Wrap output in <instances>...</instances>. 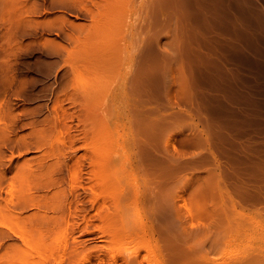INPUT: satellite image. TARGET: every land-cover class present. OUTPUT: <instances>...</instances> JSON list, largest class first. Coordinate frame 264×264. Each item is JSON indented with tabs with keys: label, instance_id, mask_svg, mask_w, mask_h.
<instances>
[{
	"label": "rangeland",
	"instance_id": "1",
	"mask_svg": "<svg viewBox=\"0 0 264 264\" xmlns=\"http://www.w3.org/2000/svg\"><path fill=\"white\" fill-rule=\"evenodd\" d=\"M32 1L34 0H0V264H258L256 261L262 258L260 256H264V197L262 198L261 196L264 194V191L261 192L260 198L256 197V199L253 200L255 202H253V205L252 199L254 198H251L253 196H250V200L247 198L249 195H252L250 194L251 191L247 193V197L241 195V192H239L240 194H236L235 191L237 190L235 185L239 181L244 182L241 176L245 173V176H248L247 178H249V180H247L245 176L243 179L249 181L247 182L245 180L249 183V186H251L250 184L253 182L252 187H250L252 192L256 188V190L261 188L264 190V0H207L208 9L206 8L207 4L205 5L203 3L206 0H198L196 1L197 3L202 1V4L206 6L203 7L202 5L201 7V3H198L197 5L201 8L200 10L193 4L195 0H183L184 4H182V0H175L177 2L171 0L168 4H166L165 1L162 2L163 0H158L160 1L159 4L161 3V5L158 6V1H156V3L154 0H141L140 4H138L139 0H132L127 4L130 10H127V6H124L123 9L121 7V10L118 8L120 11L112 12V17L115 18L116 16V18L110 19L111 17L109 16L111 15H109L108 18L111 22L107 18V25L104 26L105 24L103 23V28H101L102 26L99 27L101 28L99 34H102L104 30L105 32L107 31L108 34V31L115 28L116 25L119 27L120 24H124L121 20L122 17L124 20L125 11H128H126L128 15L126 14L125 16H128L130 20L128 21L125 17V24L127 25L124 24L123 27L120 26L118 28L119 31L117 32L120 34L118 35L119 37L115 35V33H117L116 31L109 32L113 33L114 38L112 35H107L105 32L102 34L107 39L108 37L111 38V36L113 38L108 40V42H110L109 46L107 45V41L106 45L102 41V44L109 47V49L110 46L113 45L112 42L114 44L116 42L118 45L119 39L121 38L120 36H124V39H121L120 42L122 41V43H124H121V45H124L125 48H121V46L120 49H118L120 45L117 47L113 46L115 48L112 47V50H119H113L114 53L119 52V54H116L117 56L115 55V58H112L113 54H111L110 57L105 56L106 52L104 51L109 49H106V47L101 48L103 45L100 46V41L105 39H103L102 35L97 34L98 38L96 35L94 36V39L96 37V39L100 41L94 40L93 36H91L90 40L86 39L89 42L93 39L97 44L100 42L99 45L94 42L96 48L92 47L94 48L93 50L97 48H100V51H102V49L104 50L102 52H100L99 49L94 51L95 55L98 54L99 56L100 53H105L102 57L103 59L101 58V64L103 65H98L100 68L101 66H106L107 63L104 65L103 60L106 62L107 58L114 62V64L110 65V68L112 67L110 69L108 65L112 61L107 60L109 63L106 66V72H102L103 74L106 73L108 76L104 75L109 79L106 78L108 80L107 82L106 80L103 81V79H105L101 73V71L104 70L103 68L102 70L100 69L101 71L98 66H96L97 70L92 68L94 65L92 62L99 57L98 55H96L97 57L93 55V51H89L91 55L96 57L94 59V57L90 55L93 60L89 62L93 64L91 66L87 63L88 59L87 62L84 61L87 57L83 56V60L82 55L79 58L82 57V61L84 62H82L81 59L72 61L75 59V56L72 55V58L70 56L72 53L70 52V55L68 53L71 47V51H73L77 46H74L75 43L80 45L81 40L79 43L78 41L73 42L70 40L71 38H67V35L63 36V33L61 36H58L55 33L51 34L50 32H46L49 31L46 30L47 25L44 27L45 29H43V26H45L43 24L44 20H46L45 23L47 24V20L49 17L53 16V13H55L54 16H56V14L58 16H61V14L63 15V7L57 6L56 8L58 10L56 8H50L48 7L49 0H36V3ZM178 1H180L182 5H180ZM38 2L40 6L42 5V7L39 8L42 9L41 11L44 14L41 13L39 8L36 9V11L38 10L37 12H31L34 8L32 6L34 4L38 5ZM187 2H191L190 4L196 7L198 11L189 3L187 6L185 4ZM144 3L145 6L148 3L146 7L143 5ZM43 4L45 6H43ZM170 4H175V10L171 8L168 11V8H163L165 5ZM155 5L157 7L152 9L153 12H155L153 13L151 8H154L153 6ZM179 5L180 7L182 6V8L185 7L184 10L187 9L188 11H184ZM147 7L150 8L149 12ZM178 8L183 11L177 10ZM159 9L162 11H159ZM135 11L137 13H134ZM203 11H205L206 14L203 13ZM35 12L37 14H35ZM117 12H119V14L122 12L123 16L121 15L122 17H120L116 14ZM156 12H159V15ZM194 12L196 13L195 15ZM168 13L170 14L168 15ZM181 13H183L182 17H180ZM202 13L203 15H201ZM153 14L155 16H153ZM190 14L194 16L188 18ZM172 15H175L177 19H184L183 21L181 19L180 22L178 20L180 23L178 27L179 29L181 28L178 33L182 31L178 34L179 36L181 35L178 37L182 40L181 44H179L181 50L178 48L181 52L176 49L179 46L175 48V51L177 50L181 55L183 51L189 52L187 59L185 56L188 54H185V56L182 55L183 57H177L181 55L176 54V58L177 60L181 58L183 60L186 59L185 61L182 60L184 63H186L187 60L188 62L191 61L187 63L189 65L191 63L192 68L186 63V66L191 68L189 75L193 72L196 73L189 76V78L191 77V82L193 81L195 86H193L191 90L195 95L198 94L194 96V105L186 103V100L183 99L184 97L182 96L184 95H182V93L184 94L185 87L182 90L183 92L180 91L182 96L176 94L177 92L175 91H178L180 89L179 87H181L176 86L180 83H174V87L173 85L171 86V84L165 85L171 82L173 78L170 75H172V73L174 74L177 70H175L176 67L172 69V58L170 59V56L165 54V51V58L166 56L168 57L167 60L169 63L166 62L165 58H160L161 61H163V59L165 61L161 62L163 65L159 64L160 60L156 63V65H160V68L159 65H157L158 68H156L154 64V66L151 67L152 70L150 68V71H148L150 65H146L147 61L143 64L145 67H141L143 70L147 68L146 74H148L147 71L150 74L154 68L156 69L154 72H157V69L158 71L162 70V74L165 72L164 75L166 76V71H163L161 68L164 67L165 64L167 65L166 69H168L170 65V70H167L168 79L164 75H159L160 77L164 76L161 78L163 79L161 82L164 85L159 83L160 77H158L157 80L155 79V81L153 77H148L147 75L145 78H149L148 82L147 80L142 82V84H146L144 88L150 86L148 87L150 89L157 85L153 88L154 91H157L163 86L160 88V90L162 89L161 91L158 90L160 92L157 91V93L150 90L152 93H149L150 91L148 89L146 90L148 92L145 91L146 88L142 93L135 92L133 87H131L132 89L129 88V85L132 82L130 80H132L133 76L135 77L136 74L130 78L125 76L127 72L131 73L136 69L140 70L139 66L136 68L138 64H134L137 60H133L132 64L129 61L127 62V59L133 57L138 52L139 48H142L143 42L149 37V34H162H160L161 36L159 37L162 39V45L165 44L166 46H161V48L171 44L174 36L171 37L169 35L170 32L167 31L169 29L165 31V20L162 18L166 16L168 18ZM196 15H198V17L202 16L200 20H205L206 18L209 20L208 22L202 20L203 23ZM204 15L205 17L207 15V17L205 18ZM159 16H161L160 20ZM68 17L69 19L73 18L72 20L77 22L79 20L81 23H90V18H84L85 16L83 15L81 17H76L75 15L71 16L68 14ZM117 18L119 20H117ZM40 19H43V22L40 21ZM135 19L136 21H134ZM186 19L189 21L192 19L194 22L190 21L192 22V25H190L188 21L189 23L187 24V21H185ZM114 20L117 21L114 22L116 25L113 24ZM118 21L121 23L117 24ZM161 21L164 22L161 23ZM107 22L110 24L109 26ZM137 22L139 23L140 29L136 24ZM182 22L185 23L183 24L184 26L181 25ZM195 22L201 24L199 25L196 23L197 26H195ZM36 24H40V27L42 26V31L39 29V31L36 32L38 30ZM69 24L70 23L67 24V27ZM146 25L147 30L142 31L144 28L143 26ZM186 25L187 27H185ZM202 25L205 26L203 27ZM33 26H35V28ZM70 26L74 28L72 24ZM70 26L68 30L71 32L67 30L69 33H72V35H77L78 33L80 36H82V34L84 36V32L79 33L77 29L74 31L75 28L71 30L72 28ZM104 27H110L107 28L110 30H106ZM117 27L112 30H117ZM123 28H127L125 29L127 30L126 35ZM187 28L188 30H186ZM198 28L203 31L209 30L207 31L208 34L207 32L204 34L202 31V34H200V36L202 35L200 37L201 39L197 35L199 40L194 33L197 32ZM35 29L36 33H34ZM151 29L157 30V32ZM121 30L123 33L120 32ZM187 31L191 32L189 33ZM192 32L193 36L191 34ZM41 33L43 35L45 33L47 34L40 38L42 35ZM35 34L36 36L34 38ZM38 34L40 42L42 39L46 44L48 40L43 39L45 36L46 38L55 36L54 38L57 40L59 39V42L55 39L57 43V45L54 43L55 47H58V44H61V42H63L64 46H67L64 48L62 45V48L60 45L61 48L59 49L58 47V51L63 49L65 53V50L69 46L66 52V59H64L66 53L64 54L62 52V54V50L60 53L56 50L60 56L56 52L53 56L52 52L55 50L51 51L52 43H50V47L47 46L45 48L44 42L42 44L38 42ZM135 34L138 35L135 36ZM140 34L142 37L139 36ZM203 34L206 37H204L205 40ZM135 37L139 39L134 40ZM140 37L142 40H140ZM207 38L208 40H206ZM65 39L66 41H64ZM125 39L126 41H124ZM34 40H37V45L34 43ZM134 41L138 42L136 43ZM203 41H207L208 43H204ZM90 43L87 44V48L88 45L89 47L91 46ZM133 43H136V47ZM196 43L199 46H197ZM83 44V47L80 45L82 49L86 45ZM47 45L49 44L47 43ZM182 45L184 49H188H183L182 51ZM39 47L42 49H39ZM55 47L53 46V49ZM78 47L79 46H77V48ZM195 47L197 49L203 47L208 50H202L203 48H201V53H197L198 50ZM48 48L51 49L49 50ZM87 48L85 46V49ZM132 48L135 50L133 49L132 51ZM80 49H77L78 52ZM121 49H125V52ZM42 50L43 52H41ZM205 50L209 58L206 54L205 56L203 55ZM81 51L82 53L85 52V50ZM109 52L107 51V53ZM73 53H75V50ZM77 53L74 55H77ZM80 53H78V56ZM123 53H127L125 54L126 56ZM162 53H160L161 57H164ZM172 53H169V55ZM197 54H201L203 56L200 55L199 57H206V60H209L206 61L205 58L204 60L201 59L199 64V62L194 61L197 59L198 61L200 60ZM61 55L64 56L62 57ZM68 55L72 59L70 68L66 65L68 62L71 63L67 58ZM119 55L120 57L124 55L122 56V60L120 57L118 58ZM172 55L175 58V52ZM104 56L106 59H104ZM189 57L194 59V63H192V60H189ZM114 59L120 60L122 63L120 61L121 64L115 63ZM51 60H53V62H51ZM65 60L67 62L66 64L64 63ZM202 61H206L205 63L203 62L204 67H202ZM98 62L100 63V60H98ZM98 62L96 63L98 64ZM84 63L87 64V66H85ZM195 63L198 64L195 65ZM73 64H75V66L76 64L80 65L75 69ZM176 64H178V61ZM81 65V68H83L82 70L80 68ZM198 65L202 69L200 67L197 68ZM84 66L87 68L85 69ZM88 66H90V69L92 68L95 70L93 72L89 69L92 71H89V74L94 73L93 76L83 75L86 72V74H88ZM193 68L195 71L192 70ZM112 69H116V71L114 70V72ZM83 70H86V72L84 71L81 73ZM73 71L76 73V76L73 74ZM96 71L100 72L96 73ZM110 71H112L114 75H110ZM78 72H80V74ZM107 72L110 73L108 74ZM161 72L159 71L157 73ZM198 72L199 74L197 75ZM95 74L98 75L99 80L97 76H94ZM99 74L102 75L100 76ZM77 75L81 78H77L79 77ZM109 75L111 77H109ZM86 76L87 79L89 76L91 79L86 80ZM144 76L145 75H143V77ZM192 76H194V80H192ZM93 77L96 78L93 79ZM136 77L133 81H137ZM73 78H77L78 80H73V82ZM100 78L102 79L100 80ZM165 79L170 80L167 82ZM149 81H151V83H149ZM80 83H84L86 86L89 83V87L87 86L88 89L93 87L91 85L94 84L95 86L97 84L98 87L95 86L93 89L100 88L102 90L99 89L98 91L97 89L95 92L93 90L90 91L89 94H86L87 96H85L84 101L82 98L84 95H80L82 100H79V94L82 92L81 90L85 91V89H87L85 88L86 86L84 87L85 89H83V87L80 88V86L77 85ZM100 83H103L104 87H99L103 85ZM135 83L136 82H133V84ZM157 83L161 85L158 86ZM133 84L131 85L133 86ZM152 84H154L153 87H151ZM76 86L79 87L78 89H81L79 90L80 93H76L77 90L74 92L73 88L75 87L76 89ZM194 88L198 91L193 90ZM130 89L132 91H130ZM73 92L76 95L78 94L77 96L75 95V98L79 97L76 101L87 102L92 105L94 102L91 100L95 97L94 94L96 95L98 92L99 96L101 93L104 97V103L100 105L97 103L102 96H100V98H97L98 96L95 97L97 101L93 99V101L95 100L94 104H96L93 106L96 107L95 110L91 111L92 105L75 102L73 97L74 94L72 95ZM91 94H93V97ZM70 95H72L74 102ZM88 95L91 97L90 99ZM168 95L169 97L172 96L174 102L175 100L177 102H175V110L191 111L194 113L199 127L209 132L212 137L210 147L215 152L216 158L208 155L207 152L209 148L197 147L193 144H182L181 140L191 137L194 133V128L191 129L192 127H187V129L183 130L184 132L181 131L182 133L179 132L178 136L176 135L177 138L175 139V143L178 146L179 152L176 151L177 149L174 150V148L173 152L171 151V154L178 152V154H174V156L176 155L175 157L173 155L171 156V154H166L167 152L164 150L165 148H163L165 144L163 145L160 141L156 142L153 140L152 144H149L151 149L149 148L150 146L148 147V144L145 145L142 141L143 144L140 142L142 135L145 136L147 132L144 126L137 125L138 120L135 103L138 101V97L140 98L143 96L148 102L151 100V103L146 102V105L150 108L156 102H159L157 100H160L162 106H164L163 104H168ZM86 97H88L87 100ZM102 99H100V103L103 101ZM153 99L154 101L156 100L155 103ZM84 105L88 106L85 107L86 109H89L86 112L83 108ZM188 105L192 107L188 109ZM79 110L85 113L80 115ZM164 110L169 112L172 109H168L167 107L166 109L164 108ZM94 111L95 113L93 114ZM86 113L90 115L86 116L89 117L88 120L92 122L96 121L94 122L96 125L100 122V118L106 115L105 117L108 120L104 118L109 123L107 121L105 122L110 125V130H108V132L112 131L110 136L113 133L114 136L112 135L113 137L111 138L108 135L107 129H103L101 126L102 120L101 124L99 123V127L102 128L97 126L98 130H95V132L91 129V126L94 125L92 122V125L89 123L90 126L86 127V122L88 121L86 117H84ZM91 115L93 117H91ZM82 118H85L86 122H83L84 119ZM152 125L154 124H147V126ZM84 127H90L91 130L88 129L90 131H86ZM94 128L96 129L95 125ZM101 130L104 138L106 137V132L107 138H111L112 140L100 143V140L96 138L99 137ZM104 130L106 131L104 132ZM93 132L94 134L96 133L98 137H96V135L94 137L92 134ZM86 135H88V137ZM160 135L161 137L159 139L163 137L162 134ZM90 137L93 143L96 142L94 146L96 144L100 146L96 145L95 147H105L109 149L110 145V149L114 150L112 151L113 154L111 152V163L109 162L108 165V167H111H109V169L112 170L111 173L108 174L110 180H102V178L101 180H97L95 178V171L98 170V167L93 166V163L90 161L91 157L88 156V158L84 156L83 158V155H85L84 153L89 152L84 145L86 142L91 143ZM161 141L165 143L163 139H161ZM111 142L113 144H111ZM153 143H155L153 146L154 148H152ZM105 144L106 146L108 145V147H106ZM141 145L143 148L146 147L143 149ZM153 149L160 152L158 153L159 155H154V157L153 155H149L154 152ZM242 149H244V151ZM245 151L249 155H247ZM146 152L148 153L147 155H145ZM237 153L239 156L235 155ZM205 156L210 157L209 159H204ZM217 163L223 166V168L233 167L230 169H239L237 173H234L236 170L233 172L231 170V177H226L227 181L225 180V183L222 185L224 191L222 193L217 187H212L214 184L212 185V183H210L212 181L211 178L208 180V177L211 176L209 173L212 171L209 169H211L212 166L215 167ZM238 166L242 167L239 168ZM195 167L197 169H195ZM239 171L244 173H240V176L238 174ZM108 172L110 171L108 170ZM190 172H193V175ZM232 173L234 176H232ZM235 175L238 177L237 179H239L238 182ZM187 178L191 182L188 183ZM103 181H106V183L110 181L111 184L108 182L107 184H109V186H107ZM207 181H210L209 185L211 184L212 186L208 185V187ZM101 184L104 185V187ZM227 190H229V192L231 191V194L236 200H240L237 208L230 206L232 205V200L230 202L231 197H229L230 195ZM258 192L259 191H254L253 193L256 195ZM182 197L183 199L186 198V200L182 201ZM217 197L221 200H218ZM242 198H244V202L241 201ZM261 198V203L255 205L256 200ZM258 201L259 200H257V202ZM182 202L183 204H181ZM218 202H221L220 207L222 206V209L224 205H227L228 208L230 207V211L233 210L231 212L228 210V213L226 210L227 207L225 206L226 209L224 208L225 210L221 212V208L215 205L216 209L218 208L219 210V212L216 213L215 208L213 209L215 206L213 205L216 203L218 204ZM186 203L188 208H186ZM243 205L245 206L243 207ZM240 207H242V209ZM196 209L203 210L199 212L202 216L205 211L204 215L207 214L205 216H208V220L206 219L207 217L203 219V217L198 214V210L196 216L191 214L195 212ZM220 212H226L224 215L231 219H235V217L239 219L242 215H245L242 217L248 215L247 217L249 219L252 218V220H249L250 223H248V225L246 223L248 222L247 220H245L246 222L243 224L240 223V225L239 223H235V225L238 224V227L233 226L232 228L235 229L231 228L232 230L225 227L224 230L226 231L224 232L221 225L223 224L222 226H225V224H227V219L225 220L226 223H222L224 222L222 219V221H220L221 224L217 220L221 216ZM189 213L195 217L199 215L201 218L198 216L195 220L191 215L189 216ZM218 213H220V215L217 217ZM224 215L222 214L223 218L225 217ZM214 216L216 217L214 218ZM253 218H255V220H253ZM209 219L219 222L218 224H221L219 225L220 229H218L216 224V229L214 224H207V222L210 221ZM195 221H197V223L200 221L201 225L205 222L206 227H204V224L201 228L199 226L200 224H196ZM211 221L210 223H216L215 221ZM253 221L254 223L256 222L255 225ZM192 222H195L196 227ZM187 224H190L189 227L192 226L195 229L198 226L196 230L198 232L200 230V236H202L199 238L196 237L198 236L196 232H193V235H191V233L189 234L192 227L188 228ZM212 227L214 231H211L210 235L213 234V240L212 236L211 238L208 236L210 230H213L211 229ZM194 228L193 230L196 231ZM205 228L206 230H203ZM208 228L210 230H207ZM203 231H206V235L204 234L205 237ZM215 233L216 235L214 236ZM216 236L219 239L217 242L215 240L216 238H214ZM206 237L210 239L205 241L207 240ZM198 239L202 241L199 242ZM203 239L205 240L203 241ZM246 248H249V250ZM256 254L260 255L255 257ZM258 257H260V259ZM262 259H264V257ZM261 263L264 264V261L260 262V264Z\"/></svg>",
	"mask_w": 264,
	"mask_h": 264
},
{
	"label": "bare ground",
	"instance_id": "2",
	"mask_svg": "<svg viewBox=\"0 0 264 264\" xmlns=\"http://www.w3.org/2000/svg\"><path fill=\"white\" fill-rule=\"evenodd\" d=\"M30 1H31V0H30ZM35 1H36V0H34V1H32V2L34 3ZM131 1H132V0H49V4H48L49 6H48V7L54 9V8H56L57 6H60L61 8L63 7L62 11H64V12H63V15L61 14V16H60V15L58 16L57 14H56V16H54L55 13H53V16H52V17H49V19L47 20V24L45 23L46 20H44V23H43V24H44L45 26H43V29H45L44 27H46V25H47V28H48V29L46 28V30H49V31H46V32H50L51 34H52V33H55V34L58 35V36H61L62 33H63V36H66V35H67V36H68L67 38H69V39L71 38L70 40H72L73 42H74V41H75V42L78 41V43H79V41L81 40V41H80V45H81V46H82L83 43H85L86 45H85V44H83V45H85L86 48H87V44L91 42V43H90V44H91L90 47H91V48H92V47L96 48V44H97V43H96V41H93V39H94V36H95V35H96V37L98 38V35H102V34L105 32V30H104V31L102 32V34H99V32L101 31L100 29L103 28V25H102V24L104 23V24H105L104 26H106V25H107V24H106V21H107L108 16L111 15V16H109V17H111L110 19H113L114 17H112V15H113L112 12L114 13L115 11H120V10H121V7H122V9H123V7H124V6H127V4H128L129 2H131ZM140 1H141V0H139V3H138V4H140ZM145 1H147V0H145ZM154 1L156 2V1H158V0H154ZM164 1H165L166 4H168V2H171V0H170V1H169V0H167V1H166V0H163L162 2H164ZM172 1H175V0H172ZM180 1H181V0H180ZM180 1H178L180 5L184 4V3H183V2H184L183 0L181 1L182 4L180 3ZM186 1H187V0H186ZM188 1H189V0H188ZM193 1H194V0H193ZM193 1H192V2H193ZM196 1H198V0H195V2H196ZM199 1H200V0H199ZM203 1H204V0H203ZM90 2H91V4H90ZM137 2H138V1H137ZM159 2H160V1H158L157 6H158V5H161V3L159 4ZM175 2H177V1H175ZM195 2H194L193 4H195L197 7H198V5H197L198 3H201V7H202V5H203V4H202V1H201V2H198V3H197V2L195 3ZM205 2H206V3H205ZM33 3H32V5H33ZM35 3H36V2H35ZM38 3H39V2H38ZM156 3H157V2H156ZM165 3H164V4H165ZM188 3H189V2H187V3H185V4L187 5ZM190 3H191V2H190ZM190 3H189V4H190ZM203 3L206 5L208 2H207V0H206V1H204ZM46 4H47V3H46ZM133 4H134V3H133ZM147 4H148V3H147ZM147 4H146V6H147ZM175 4H176V3H175ZM175 4H172L173 6L170 4L171 7H170V5H165V7H163V8H164V9L168 8V9H167L168 11H169V9H171V8H172L173 10H175ZM36 5H37V4H34V5L32 6V7H34V8L32 9L31 12H34V11H36L37 8L42 7V5L40 6V3L38 4L39 6L37 5V7H36ZM135 5H136V3H135ZM143 5L145 6V3H144ZM176 5H177V4H176ZM180 5H179V7H180ZM190 5H191V4H190ZM43 6H45V5L43 4ZM146 6H145V7H146ZM157 6H156V5L153 6L154 8H151V10H152V9H155ZM187 6H188V5H187ZM191 6H193V5H191ZM48 7H47V8H48ZM129 7H131V6H129ZM142 7H143V6H142ZM159 7H160V6H159ZM177 7H178V6H177ZM193 7H194V6H193ZM203 7H206V6L203 5ZM47 8H46V9H47ZM118 8H120V10H118ZM127 8H128V6H127ZM127 8H125V9H127ZM138 8H139V7H138ZM147 8H148V7H147ZM161 8H162V7H161ZM180 8H182V6H181ZM184 8H185V7H183L182 9L184 10ZM194 8L197 10L196 7H194ZM198 8H199V10L201 9L200 7H198ZM206 8L208 9V4H207V7H206ZM39 9H40V11L42 10L41 8H39ZM56 9H57V8H56ZM125 9H124V10H125ZM141 9H142V8H141ZM141 9H140V10H141ZM143 9H144V8H143ZM148 9H149V10H148V12H149V11H150V8H148ZM207 9H206V10H207ZM43 10H44V9H43ZM57 10H58V9H57ZM60 10H61V9H60ZM60 10H59V11H60ZM127 10H130V9L128 8ZM127 10H126V11H127ZM157 10H158V9H157ZM157 10H156V11H157ZM177 10H181V9L178 8ZM183 10H181V11H183ZM186 10H187V9H186ZM186 10H184V11H186ZM202 10H203V9H202ZM37 11H38V10H37ZM37 11H36V12H37ZM45 11H48V10H45ZM54 11H55V10H54ZM126 11H125V14H124V20H125V17H126L125 15H126L127 12H128V11H127V12H126ZM137 11H138V10H137ZM159 11H162V10L159 9ZM171 11H172V10H171ZM181 11H180V12H181ZM187 11H188V10H187ZM187 11H186V12H187ZM190 11H191V10H190ZM197 11H198V10H197ZM36 12H35V14H37ZM122 12H123V10H122ZM122 12H120L121 14H119V12H117L116 14L119 15L120 17H122V16H123V13H124V12H123V13H122ZM152 12H153V10H152ZM172 12H173V11H172ZM201 12H202V11H201ZM206 12H207V11H206ZM39 13H40V12H39ZM39 13H38V15H39ZM41 13H43V12L41 11ZM47 13H49V12H47ZM64 13H65V14H64ZM110 13H111V14H110ZM129 13H130V12H129ZM134 13H137V12L135 11ZM139 13H140V12H139ZM142 13H143V12H142ZM153 13H155V12H153ZM156 13L159 15V12H156ZM175 13H176V11H175ZM177 13H178V11H177ZM203 13H205V11H203ZM203 13H202L201 15H203ZM43 14H44V13H43ZM68 14L71 15V16H72V15H75L76 17H81L82 15L85 16L84 18H86V17L88 18V17H89V18H90V23H88V22H87V23H85V22H84V23H81V21L79 22V20H78V22H77V21L72 20L73 18H72V19H69ZM140 14H141V13H140ZM169 14H170V13H168V15H169ZM173 14H174V13H173ZM182 14H183V13H181L180 17H182ZM184 14H185V13H184ZM186 14H187V13H186ZM195 14H196V13L194 12V15H195ZM205 14H206V13H205ZM45 15H46V14H45ZM51 15H52V14H51ZM51 15H50V16H51ZM114 15H115V14H114ZM121 15H122V16H121ZM127 15H128V14H127ZM129 15H130V14H129ZM134 15H135V14H134ZM142 15H143V14H142ZM161 15H162V14H161ZM194 15L190 14V15H189L190 17H188V18H191V17H193ZM139 16H140V15H139ZM153 16H155V15L153 14ZM196 16L198 17V15H196ZM43 17H45V16H43ZM117 17H118V16H117ZM120 17H119V19L121 20ZM129 17H130V16H129ZM137 17H138V16H137ZM141 17H142V16H141ZM156 17H157V15H156ZM156 17H154V18H156ZM197 17H195V18H197ZM201 17H202V16H201ZM201 17H198L199 20H200ZM204 17H205V15H204ZM206 17H207V15H206ZM206 17H205V18H206ZM37 18H39V17H37ZM60 18H61V20H60ZM115 18H116V16H115ZM115 18H114V19H115ZM160 18H161V16H159V20H160ZM178 18H179V17H178ZM43 19H44V18H43ZM43 19H40V21L43 22ZM110 19L108 18L109 21H110ZM119 19L117 18V20H119ZM126 19H127L128 21L130 20V19L128 18V16L126 17ZM143 19H144V18H143ZM162 19L165 20V26H166L165 31H166V29H169V30H167L168 32H170L169 35H170L171 37L174 36V39L171 41V44H169V45H167V47H163V48H161V46H166V45H165V44L162 45V43H163V42H162V39H161V37H159V36L162 35L161 33H160L161 35H160V34L157 35V34H155V33H154V35L149 34V37H148L147 39L145 38L146 40L144 39L145 41L143 42V46H142V48L140 49L139 47H137V48H139L138 52L135 54V51H134V54H135V55H134V56L132 55L133 57H129V58L127 59V62L129 61V62L132 63V64H133V62H132L133 60H134V61L137 60V62H134V64H136V65L138 64L137 66L135 65L136 68H137L138 66L140 67V70L138 69L139 71L136 69L135 71H132L131 73H129V72L126 73L125 76L128 77V78L132 77V76L135 75V74H136L135 77L137 76V77H136V80H137V81H133L134 78H135L134 76H133V79L130 80V81H132V82L130 83V85L133 84V82H136V83L133 84V86H132V85H131V86L129 85V88L133 87V89L135 90V92H140V93H142V92L144 91V89L146 88V87L144 88V86H146V84L144 85V83L142 84V82H144V80H145V81L147 80V82H148V79H149V78H145L146 75H147L148 77H149V76H150V77H153L154 80H155V79L157 80L158 77H160V76H159L160 74H161V75H164L165 72L162 74V72H161L162 70H159L161 73H157V72H159L158 69H157V72H154L156 69L153 68V71L150 73L152 76L149 74L148 71H150V68H151L152 66H154V64L156 65V63H158L159 60H160V63H159V64H162V65H163V63H161V62H163L164 59H163V61H161L160 58H165V54H168V56H170L169 58H170V59L172 58V59H171L172 64H171V63H170V64H171V66H173V68H172V67H171V68L174 69V68L176 67L175 70H176V69H177V70L175 71L176 73L174 72V74L172 73V75H170V76H172L173 79L171 80V82H169V84H167L166 81L168 82V81L171 79V77H170L169 80H166V79H165V80H166V81H165V83H166L165 85H170V84H171V86H172L174 83H175V84H176V83H180V84L177 85L176 87H179V86H181V87L183 86V87H182V88L179 87L180 89H179L178 91H175V92H177L176 94H180V93H181L180 91H182V90L184 89V87H185V90H184L185 92H184V94L182 93V95H184V96H182L181 94H180V95H181L182 97H184L183 99L186 100V103H188V104H189V103H190V104H193L194 96H196V95H198V94L195 95V94L193 93V91L191 90V89L193 88L194 84H193V81L191 82V80H190L191 77L189 78V76H191L192 74L194 75V74H196V73L193 72L191 75H189V72L191 71L192 66H191V63H190V65L188 64V63L191 62V61H189V62H188V60L186 61V63L188 62L187 64H188L191 68H190L189 66L187 67V66H186V63L183 62V61H185V60L187 59V56H189V54H188L189 52H188V51H185V52L183 51V49H184V48H183V45H182V51H183V54H182V55L185 56V54H188V55L185 56L186 59L183 60V59L181 58V59H178V60H177V58H176V54H179L178 51H177V50H179L178 48H180L179 44H181V41H182L181 39H179V37H180L181 35H180V36L178 35L180 32H182V31H180V32L178 33V31L181 30V28L179 29V27H178L179 25H178V24H180L179 22H180V20H181L182 18H181V19H177V17H176L175 15H172L171 17H168V18H167V16H166L165 18H162ZM192 19H194V18H192ZM192 19H191L190 21L194 22ZM206 19H207V20H206ZM206 19H205V20L201 19L200 21L203 20V21H207V22H208L209 19H208V18H206ZM88 20H89V19H88ZM88 20H87V21H88ZM124 20H123V17H122L121 22L123 21V23L125 24L126 20H125V21H124ZM145 20H146V19H145ZM145 20H144V21H145ZM154 20H155V19H154ZM156 20H157V19H156ZM178 20H179V22H178ZM183 20H184V19H182V21H183ZM195 20H197V19H195ZM38 21H39V20H38ZM109 21H108V22H109ZM128 21H127V23H128ZM134 21H136V19H135ZM185 21H187V24L190 22V21L187 20V19H186ZM188 21H189V22H188ZM197 21H198V20H197ZM203 21H202V22H203ZM33 22H34V20H33ZM36 22H37V20H36ZM36 22H35V23H36ZM42 22H41V23H42ZM108 22H107V23H108ZM110 22H111V21H110ZM114 22H117V21L114 20V21H113V24H115ZM121 22L118 21L117 24H120ZM151 22H152V21H151ZM159 22H160V21H159ZM163 22H164V21H163ZM163 22L161 21V23H163ZM192 22H190V25H192V24H191ZM37 23H38V22H37ZM39 23H40V22H39ZM68 23H70V24L68 25V27H69L71 24H72V26H74V28H75L74 31H76V29H77L79 33L84 32V33H85L84 36H83V34H82L83 38H82V36H80L78 33H77V35H74V34L72 35V33H69V32H71V31L68 30V27H67V24H68ZM123 23H122V24H123ZM196 23H197V22H195V24H194L195 26H197ZM203 23H204V22H203ZM203 23H202V24H203ZM124 24H123V25L120 24V26L123 27ZM136 24H137V26H139V25H138V24H139L138 22H137ZM151 24H152V23H151ZM183 24H185V23L182 22L181 25L184 26ZM197 24L200 25L201 23H197ZM34 25H35V24H34ZM37 25H38V24H36V28H37L38 30L36 31V29H35V30H34V33L38 32L39 29L42 28V26H41V27L39 26L40 24H39L38 26H37ZM109 25H110V24L108 23V26H109ZM115 25H116V24H115ZM115 25H114V26H115ZM125 25H127V24H125ZM142 25H143V24H142ZM147 25H148V24H147ZM147 25H146V26H143L144 28H143L142 31L147 30ZM162 25H164V24H162ZM181 25H180V26H181ZM101 26H102V27H101ZM118 26H119V25H118ZM120 26H119V27H120ZM165 26H164V27H165ZM202 26H203V25H202ZM204 26H205V25H204ZM204 26H203V27H204ZM206 26H207V25H206ZM33 27L35 28V26H33ZM39 27H40V28H39ZM70 27H71V26H70ZM99 27H101V28H99ZM116 27H117V25H116ZM116 27H115V28H116ZM119 27H117V30H112V29H115V28H112L111 30H110V29H107V28H110V27H107V28L104 27V29H106V30H110V31H108V34L112 35L113 38H114L113 33H109V32H111V31H116V32H117V31H119V29H118ZM141 27H142V26H141ZM150 27H151V26H150ZM185 27H187V25H186ZM190 27H191V26H190ZM190 27H189V28H190ZM203 27H202V28H203ZM208 27H209V26H208ZM71 28H72L71 30L74 29L73 27H71ZM145 28H146V29H145ZM153 28H154V27H153ZM182 28L185 29L184 27H182ZM191 28H193V27H191ZM199 28H200V27H199ZM199 28L197 29V32H194V33L196 34V36L198 35L199 38H200V37L202 36V35L200 36V34H202V31H203V30H199ZM98 29H99V30H98ZM123 29H124V28H123ZM125 29H127V28H125ZM125 29H124V30H125ZM131 29H132V28H131ZM135 29H137V28H135ZM139 29H140V26H139ZM141 29H142V28H141ZM154 29H155V28H154ZM183 29H182V30H183ZM205 29H206V28H205ZM205 29H204V30H205ZM208 29H209V28H208ZM67 30H68L69 32H68ZM80 30H81V32H80ZM151 30H153V29H151ZM186 30H188V28H187ZM186 30H184V31H186ZM194 30H195V28H194ZM194 30H193V31H194ZM198 30H199V31H198ZM35 31H36V32H35ZM41 31H42V29H41ZM97 31H98V33H97ZM126 31H127V30H125V35H126V33H127ZM134 31H135V30H134ZM153 31L157 32V30H153ZM184 31H183V32H184ZM191 31H192V29H191ZM191 31H187V32L190 33ZM207 31H209V30L203 31L204 34H205V32H207ZM44 32H45V31H44ZM72 32H73V31H72ZM120 32L123 33L122 30H121ZM149 32H150V31H149ZM168 32H167V34H168ZM187 32H186V33H187ZM200 32H201V33H200ZM74 33H75V32H74ZM105 33L107 34V31H106ZM114 33H115V32H114ZM122 33H121V34H122ZM144 33H145V32H144ZM165 33H166V32H165ZM184 33H185V32H184ZM184 33H183V34H184ZM41 34H42V33H41ZM45 34H47V33H45ZM45 34H44V35H45ZM97 34H98V35H97ZM108 34H107V35H108ZM181 34H182V33H181ZM191 34H192V36H193V32H192ZM204 34H203V38L205 37ZM207 34H208V32H207ZM207 34H206V35H207ZM44 35L42 34V35L40 36V38L43 37ZM53 35H54V34H53ZM110 35H109V36H110ZM115 35L118 36V35H120V34H118V32H117V33H115ZM136 35H138V34H135V36H136ZM169 35H168V36H169ZM35 36H36V34L34 35V38H35ZM38 36H39V34L37 35V38H38ZM91 36H93V39H92L90 42H89L88 40H86V39H89V40H90V39H91ZM102 36H103V39H104V38H105L104 35H102ZM112 36H111V38L108 37V39L105 38V39H107V40L104 39V40H101V41H100L99 39H96V37H95V39H96V40H99V41L101 42V44H100V42H98V43L100 44V46L103 45V44H102V41H103V43H105V45L108 43L107 45L109 46L110 42H108V40L113 39ZM128 36H129V35H128ZM139 36H141V34H140ZM178 36H179V37H178ZM182 36H183V35H182ZM189 36H190V35H189ZM198 36H197V38H198ZM207 36H208V35H207ZM54 37H55V36L51 37V38H53V39H51L50 36H49L48 38H46V36H45L43 39L48 40V41H46V44H45L44 40L42 41V39H41V42H40V41H39L40 39H39V38H38V39L36 38V39L38 40L39 43L42 44V43L44 42V44L46 45V46L44 45L45 48H46L47 46L50 47V45H51L50 43H52V47H51L52 49H51V48H48V49H49V50L51 49V51L55 50L54 52H52V53H53V56H54V53L56 52V50L58 49V47H59V49L62 47V45H63L64 48L67 47V46H64L63 42H61V41H60L61 44H58V47H57V46L55 47V44H54V43H56V41L59 42V41H58L59 39L57 40V39L54 38ZM84 37H85V38H84ZM118 37H119V36H118ZM120 37H121V38L119 39V42H120L121 39H122V40L124 39V38H123L124 36H120ZM141 37H142V36H141ZM141 37H140V40H142ZM176 37H178V38H176ZM49 38H50V39H49ZM100 38H101V37H100ZM125 38H126V37H125ZM128 38H129V37H128ZM199 38H198V40H199ZM205 38H206V37H205ZM205 38H204V40H205ZM55 39H56V41H55ZM61 39H62V38H61ZM82 39H83L84 41H83ZM95 39H94V40H95ZM101 39H102V38H101ZM115 39H116V38H115ZM117 39H118V38H117ZM137 39H139V38L137 37ZM137 39H136V37H135L134 40H137ZM200 39H201V38H200ZM37 40H36V41L34 40V43H35V44H36ZM51 40H52V41H51ZM53 40H54L55 42H54ZM70 40H69V41H70ZM85 40H86V42H85ZM206 40H208V38H207ZM64 41H66V39H65ZM67 41H68V39H67ZM72 41H71V42H72ZM82 41H83V43L81 44ZM92 41H93V42H92ZM104 41H105V42H104ZM106 41H107V43H106ZM112 41H114V40H112ZM112 41H111V42H112ZM115 41H116V40H115ZM124 41H126V39H125ZM38 42H37V44H38ZM87 42H88V43H87ZM94 42H95L96 44H94ZM119 42H118V45H117L116 42H115V44L112 42L113 45L111 44L112 46H110V49H109V47H107V46H105V45H103V47H101V48L106 47V49H109V50H105V51H104V50L102 49V51L106 52V54L103 52V54L100 53V56H99L98 54H96V55L99 56L98 58H100V59L97 58L98 60H100V63L98 62L97 59H95L97 56L95 55V52H94V51H97V49H99V51H100V48H97V49H95V50H93L94 48H92V50H91V48H90L89 45H88V48H89V49H88V48L85 49V46H84V48L82 49L81 46L78 45L77 43H75L74 46L77 45V46H79L81 49H80L79 47L77 48V46H76V47L73 49V51H71V50H72V47L70 46L71 49H70V51H69V53H68V54L70 55V52H71L72 54H71L70 56H71V57H72V55L75 56V57H74L75 59L72 60V59L70 58L69 55H68L67 58H68L70 61H71V60L74 61V60H76V59H78V60L81 59V61H82V57H83V56H84V57H87V58H85V60H84V57H83V60L87 62V59H88V62H87V63H88L90 66L94 64L92 68H95V70H97V67H96V66H98V65H100V64L102 63V59H103L102 57H103L104 54H105L106 57H107V56L110 57L111 54H113L114 57L112 56V58H115V55H116V54H119V52H118V53H114V51L117 50V49H115V50L113 49V50H114V51H113V50H112V47H113V46L117 47V46L120 45V46L118 47V49H120L121 46H122L121 48H123V47L125 48L124 45H121L122 41L120 42V44H119ZM134 42L137 43L138 41H134ZM139 42H141V41H139ZM196 42H197V41H196ZM203 42H204V41H203ZM205 42H207V41H205ZM205 42H204V43H205ZM47 43H48L49 45H47ZM66 43H67V42H66ZM136 43H133V44L135 45ZM141 43H142V42H141ZM141 43H140V45H141ZM145 43H146V44H145ZM207 43H208V42H207ZM207 43H206V44H207ZM37 44H36V45H37ZM53 44H54V45H53ZM72 44H73V43H72ZM92 44H94V45H92ZM99 44H97V45H99ZM122 44H124V43H122ZM138 44H139V43H138ZM144 44H145V45H144ZM206 44H205V45H206ZM56 45H57V43H56ZM60 45H61V47H60ZM65 45H66V44H65ZM67 45H68V44H67ZM69 45H70V44H69ZM140 45H138V46H140ZM196 45H197V43H196ZM196 45H195V46H196ZM207 45H208V44H207ZM53 46L55 47L54 49H53ZM100 46H97V47H100ZM177 46H179V47H177ZM197 46H199V45H197ZM35 47H36V46H35ZM42 47H43V46H42ZM44 47H43V48H44ZM63 47H62V48H63ZM82 47H83V46H82ZM115 47H113V48H115ZM129 47H130V46H129ZM133 47H134V46H133ZM135 47H136V45H135ZM140 47H141V46H140ZM176 47H177V48H176ZM206 47H208V46H206ZM36 48H38V47H36ZM40 48H41V47H39V49H40ZM76 48H77V49H80V51L78 52V50H77ZM137 48H136V49H137ZM175 48L177 49V50H176L177 52L175 51ZM195 48H196V47H195ZM201 48H203V47H201ZM201 48H200V49H199V48H198V49L196 48V49L198 50L197 53H201V51H200ZM41 49H42V48H41ZM68 49H69V46H68V48H67L65 51L67 52ZM133 49H134V48H132V51H133ZM185 49H188V48H185ZM185 49H184V50H185ZM204 49H207V48H203L202 50H204ZM61 50H62V51H61ZM61 50H60L61 53H62V52L64 53L63 49H61ZM74 50H75V53H73ZM81 50H83V51L85 50V52H83V53H85L86 55L83 54ZM121 50L124 51L125 49H124V50L121 49ZM121 50H120V52L122 53ZM134 50H135V49H134ZM180 50H181V48H180ZM180 50H179V52H181ZM207 50H208V49H207ZM45 51H46V50H45ZM47 51H48V50H47ZM57 51H58V50H57ZM60 51H58V53H60ZM89 51H91V52L93 51L94 54H93V53H92V54L95 55L96 57L93 56V55H91V54H90L91 52H89ZM99 51H98V53H99ZM102 51H100V52H102ZM107 51H108V52H109V51H110V52L113 51V52H112V53H110V52L107 53ZM117 51H119V50H117ZM117 51H116V52H117ZM136 51H137V50H136ZM164 51H165L166 53H165ZM167 51H168V53H167ZM173 51L175 52V55H174L175 58H174L173 55H172V54H174ZM194 51H196V50H194ZM199 51H200V52H199ZM41 52H43V50H42ZM66 52H65V53H66ZM77 52H78V53L81 52L79 56H78V53H77ZM124 52H125V51H124ZM162 52H163V53H162ZM172 52H173V53H172ZM186 52H187V53H186ZM49 53H50V51H49ZM52 53H51V54H52ZM56 53H57V52H56ZM56 53H55V54H56ZM58 53H57V54H58ZM63 53H62V54H63ZM65 53H64V54H65ZM76 53H77V55H74V54H76ZM121 53H120V54H121ZM160 53H162V56H164V57H161V54H160ZM164 53H165V54H164ZM169 53H172V54L169 55ZM42 54H43V53H42ZM107 54H110V55H107ZM123 54H124V53H123ZM125 54H127V53H125ZM125 54H124V55H125ZM163 54H164V55H163ZM202 54H203V52H202ZM205 54H206V50H205V53H204L203 55L205 56ZM45 55H46V54H45ZM58 55H59V54H58ZM66 55H67V53L65 54V56L63 55V56H64V59H66ZM81 55H82V57L79 58ZM90 55L94 57V59L96 60V61L94 60V62H95V63L98 62V64H97V63L95 64L94 62H92L93 60L91 59V56H90ZM124 55H122V56H124ZM179 55H181V54H179ZM182 55H181V56H177V57H183ZM197 55H198V54H197ZM200 55H201V54H200ZM200 55H198V57H199ZM203 55H201V56H203ZM207 55H208V54H206V56H207ZM46 56H47V55H46ZM48 56H49V55H48ZM59 56H60V55H59ZM61 56H62V55H61ZM63 56H62V57H63ZM76 56H77V58H76ZM105 56H104V57H105ZM116 56H117V55H116ZM122 56L120 57V55H119L118 58L120 57L121 60H122V58H123ZM125 56H126V55H125ZM171 56H172V57H171ZM88 57H89V58H88ZM106 57H105L104 59H106ZM185 57H184V58H185ZM207 57H208V56H207ZM49 58H51V57H49ZM72 58H73V57H72ZM101 58H102V59H101ZM112 58H110V59H112ZM116 58H117V57H116ZM118 58H117V59H118ZM167 58H168V57L166 56V58H165V59H166V62H168ZM191 58H192V57H189V60H192V61H193L194 59H193V58L191 59ZM199 58H200L199 61H198V59H197V60H194V61H195V62L197 61V62H199V64H200L201 59L204 60V58H205V60H206V57H204V58L199 57ZM208 58H209V57H208ZM53 59H54V58H53ZM62 59H63V58H62ZM90 59H91V61H90ZM117 59H116V60L114 59V60H115V63H120V62L122 63V61L119 60V61H120V62H119ZM107 60H109V58L106 59V62H104V60H103L104 65L107 63L106 66H107L108 63H109V62H107ZM123 60H124V59H123ZM182 60H183V61H182ZM208 60H209V59H208ZM208 60H206V61H208ZM60 61H61V58H60ZM63 61H64V60H63ZM72 61H71V63L68 62V63H69V64H68V63L66 62V60H65L64 63H65V64L67 63L66 65L69 66V68H70V64H72ZM84 61H82V62H84ZM109 61H112V62H113V60H109ZM146 61H147V64H146V65H148V66L150 65L149 70L147 71L148 74L145 73L147 68L144 69L145 71L143 70V68L141 69V67L144 66L143 64H145ZM169 61H170V60H169ZM177 61H178V64H176ZM194 61H193L192 63H194ZM206 61H205V62H206ZM51 62H53V60H51ZM86 62H85V63H86ZM89 62H92L93 64H92V63H89ZM112 62H110V64L108 65L109 68H110V65H111V64H114V62H113V63H112ZM148 62H149V63H148ZM164 62H165V61H164ZM203 62H204V61H202V65H203L202 67H204V63H205V62H204V63H203ZM64 63H63V65H64ZM75 63H76V61H75ZM77 63H78V62H77ZM85 63H84V64H85ZM121 63H120V64H121ZM168 63H169V62H168ZM159 64H157V65H159ZM197 64H198V63H195V65H197ZM79 65H80V64H79ZM79 65L76 64V66H75V64H73V66H75V69H76V67L78 68ZM101 65H103V64H101ZM116 65H117V64H116ZM157 65H156V68H158ZM162 65H161V66H162ZM168 65H169V64H168ZM64 66H65V65H64ZM85 66H87V64H85ZM85 66H84V67H85ZM90 66H88V69H87V70H88V74H86V73H87L86 70H83L81 73H83V72L85 71L86 73L83 74V75H92V76H93L94 73H90V74H89V71L92 70V71L94 72L95 70H93L92 68L90 69V68H89ZM94 66H95V67H94ZM106 66H104V67L101 66V68H100V66H98L99 70H100V69L102 70V68L104 69L103 71L100 70L101 73H102V72H106V71H105V70H106ZM112 66H113V65H112ZM148 66H147V67H148ZM166 66H167V65L164 64V67H162L161 69H163V71H166V76H165V75H164V76L167 78V77H168V75H167V74H168V73H167V70L169 69L170 65L168 66V69H166ZM193 66H194V64H193ZM81 67H82V65L80 66V68H81ZM120 67H121V66H120ZM144 67H145V66H144ZM194 67H195V66H194ZM199 67H200V66L198 65L197 68H199ZM72 68H73V67H72ZM86 68H87V67H85V69H86ZM111 68H112V67H111ZM111 68H110V69H111ZM116 68H117V67H116ZM159 68H160V65H159ZM200 68H201V67H200ZM82 69H83V68H81V70H82ZM89 69H90V70H89ZM120 69H121V68H120ZM201 69H202V68H201ZM72 70H73V69H72ZM72 70H71V71H72ZM112 70H113V69H112ZM114 70L116 71V69H114ZM114 70H113V71H114ZM117 70H118V68H117ZM151 70H152V68H151ZM169 70H170V69H169ZM192 70L195 71L194 68H193ZM71 71H70V72H71ZM77 71H78V70H77ZM79 71H80V70H79ZM92 71H90V72H92ZM100 71H98V72L96 71V73H99ZM115 71H114V72H115ZM171 71H172V70H171ZM199 71H200V70H199ZM110 72H111V73H110ZM110 72H109L110 75H111V74L114 75V74L112 73V71H110ZM201 72H202V71H201ZM78 73L80 74V72H78ZM78 73H77V74H78ZM107 73H108V72H107ZM109 73H108V74H109ZM118 73H119V72H118ZM169 73H170V71H169ZM73 74L76 76V73H74V71H73ZM73 74H72V76H73ZM102 74H103V73H102ZM102 74H99V75L101 76ZM198 74H199V72L197 73V75H198ZM83 75H82V76H83ZM104 75L107 76L106 73L102 75V76L105 78V79H103V81L106 80V82H107V81L109 80V79L107 78L108 76L105 77ZM110 75H109V77H111ZM143 75H145V76L143 77ZM70 76H71V74H70ZM75 76H74V77H75ZM77 76H79V75H77ZM94 76H97V77H98V75H96V74H95ZM164 76H161V77H160V82H159V83L162 84L161 80H163V79H161V78H163ZM83 77H85V76H83ZM83 77H82V79H83ZM89 77H90V76H89ZM89 77H88V79H87V76H86V80L91 79V78H89ZM192 77H193L192 80H194V76H192ZM196 77H197V76H196ZM77 78H81V77L79 76V77H77ZM77 78H75V79L73 78L72 81H73V80H74V81H75V80H78ZM94 78H96V77H93V79H94ZM106 78H107L108 80H107ZM143 78H144V79H143ZM153 78H152V79H153ZM97 79L99 80V77H98ZM101 79H102V78H100V80H101ZM167 79H168V78H167ZM79 80H80V79H79ZM86 80H83V81H86ZM98 80H97V81H98ZM142 80H143V81H142ZM156 80H155V81H156ZM74 81H73V82H74ZM83 81H81V82H83ZM95 81H96V80H95ZM95 81H93V82H95ZM158 81H159V80H158ZM158 81H157V82H158ZM87 82H89V81H87ZM87 82H86V83H87ZM99 82H102V81H99ZM91 83H92V82H91ZM96 83H97V82H96ZM96 83H95V84H96ZM103 83H104V82H103ZM103 83H100V84H103ZM145 83H146V82H145ZM149 83H151V81H149ZM149 83H148V84H149ZM152 83H153V80H152ZM75 84H76V83H75ZM80 84H81V83H80ZM80 84H77L78 86H80V88L83 87V89H85V88H87V89H85V91H83V90H81V89H78V88H79L78 86H76V87H77L76 89H75V87H74L73 89H74V92H75V90H77L76 93H80L79 90L82 91V92L79 94V97H80V95H84V97H82V98H83V101H84L85 96H87L86 94H89V92L92 91V90L95 92V91L98 89V88H97V87H98L97 84L95 85V86H97V87H96L97 89H95V90L93 89V87L95 88L94 84L91 85V86H93V87H92V88L90 87V89H88V87H89V86H88L89 83H88V85H87L88 87H87L84 83H82L81 85H80ZM83 84H84V85H83ZM148 84H147V85H148ZM154 84H155V83H154ZM154 84H152L151 87H153ZM157 84H158V83H157ZM161 84H158V86L161 85ZM175 84H174V85H175ZM199 84H200V83H199ZM73 85H74V84H73ZM82 85H83V86H82ZM162 85H164V84H162ZM174 85H173V87H174ZM85 86H86V87H85ZM101 86L104 87V84H103V85H100L99 87H101ZM156 86H157V85H156ZM156 86H154V87H156ZM197 86H198V85H197ZM84 87H85V88H84ZM148 87H150V86H148ZM148 87L145 89V91H146L147 89H148L149 91H150V90L152 91L153 88H154V87H153V88H150V89H149ZM162 87H163V86H161L160 88H162ZM167 87H168V86H167ZM169 87H170V86H169ZM194 87H195V86H194ZM157 88H159V87H157ZM160 88H159L158 90H160ZM171 88H172V87H171ZM171 88H170V89H171ZM99 89H100V88H99ZM99 89H98V91H99ZM131 89H132V88H131ZM131 89H130V91H132ZM167 89H169V88H167ZM174 89H175V88H174ZM177 89H178V88H177ZM100 90H102V89H100ZM134 90H133V91H134ZM158 90H157V91H158ZM161 90H162V89H161ZM161 90H160V91H161ZM165 90H166V87H165ZM193 90L198 91V90L195 89V88H194ZM78 91H79V92H78ZM151 91H150L149 93H152ZM157 91H154V90H153V92H157ZM160 91H158V92H160ZM74 92L72 93V95L74 94L73 97H74V99H75V102H80V103H84V104L86 103V105H87V104H88V105L90 104V103H87V102L76 101L77 98H79V97L75 98L78 94L76 95ZM84 92H85V93H84ZM94 92H93V94H94ZM146 92H148V91H146ZM158 92H157V93H158ZM182 92H183V91H182ZM82 93H83V94H82ZM91 93H92V92H91ZM103 93H104V91H103ZM133 93H134V92H133ZM93 94H91L92 97H93ZM98 94H99V93L97 92V94H96V95L94 94V96L97 97ZM72 95H70L71 98H72ZM75 95H76V96H75ZM135 95H136V94H135ZM70 96H69V98H70ZM100 96H102L101 93H100V95H99L97 98H100ZM88 97H89V95H88ZM88 97H86V100L88 99ZM95 97H93V99H95ZM160 97H161V96H160ZM175 97H176V96H175ZM69 98H68V99H69ZM90 98H91V97H89V99H90ZM102 98H103V99H102ZM167 98H168V101H169V102H168V104H163L164 106H162V105L160 104V100H157V101H159V102H156V103H155L156 100L154 101V99H153V101H154L155 104L152 105V106L149 108V107L146 105V102L149 103L151 100L148 102V101L145 100L146 98H144L143 96L140 97V98L138 97V101L135 103V106H136V109H137V120H138V124H137V125H138V126H141V125L144 126L145 131L147 132L146 135L148 134L147 136H146V135H145V136L142 135L140 142L142 141L143 143H145V145L148 144V147H149V146H150L149 144H152L153 140L156 141V142H157V141H160V142L163 143V145L165 144V147L163 146V148H165L164 150H166V152H167V153H166V152H165V153L170 155V154L173 152V148H174V150L177 149L176 151H178V146H177V144L175 143V139L177 138L176 135L178 136L179 132H181V131L184 132L183 130H184V129H187V127H192L191 129H193V128L195 129V130L193 129L194 133H193V134L191 133V134H192L191 137H187V138L181 140V141H182V144H187V145H188V144H190V145L193 144V145H195V146H197V147L209 148V150H208V152H207L208 155L214 156V157L216 158V154H215V152H214V151L211 149V147H210L212 137H211V135L209 134V132H208L207 130H205V129L199 127V123H198V121L196 120V118H195V116H194V113H192V112L189 111V110H188V111H181V110H180L181 112H180L179 110H175V108H176V107H175V102H176V100H175V102H174L172 96L169 97V95L167 96ZM176 98H177V97H176ZM195 98H196V97H195ZM93 99H92L91 101L95 103V100H96V99H95L94 101H93ZM100 99L103 100V101L101 100V101H102L101 103H100ZM100 99H99V102H97V103H99V105L104 103V97L102 96ZM136 99H137V98H136ZM136 99H135V100H136ZM149 99H150V98H149ZM149 99H148V100H149ZM157 99H158V98H157ZM160 99H161V98H160ZM72 100H73V98H72ZM79 100H82L81 97H80ZM178 100H179V99H178ZM96 101H97V100H96ZM73 102H74V100H73ZM73 102H72V103H73ZM88 102H89V100H88ZM92 102H91V103H92ZM180 102H181V100H180ZM94 103H93V105H96V104H94ZM150 103H151V102H150ZM176 103H177V102H176ZM152 104H153V103H152ZM180 104H181V103H180ZM184 104H185V103H184ZM90 105H92V104H90ZM93 105H92V108H94V109L91 108V111L95 110V107H96V106H93ZM178 105H179V104H178ZM181 105H182V104H181ZM185 105H187V104H185ZM185 105H184V106H185ZM193 105H194V104H193ZM80 106H81V105H80ZM169 106H170L171 108H170ZM82 107H83V106H82ZM82 107H81V108H82ZM85 107H88V106H85V105H84V107H83L84 110H85V112H86V111L89 110V109H86ZM167 107H168V109H172V110L169 111V112H166V111L164 110V108L166 109ZM186 107H187V106H186ZM189 107L191 108L192 106H189V105H188V109H190ZM81 108H79V109H81ZM184 108H185V107H184ZM54 109H55V107H54ZM82 110H83V109H82ZM84 110H83V111H84ZM191 110H192V109H191ZM79 111H80V113H79L80 115L85 113V112L83 113L81 110H79ZM91 111H90V113H91ZM81 112H82V113H81ZM88 112H89V111H88ZM57 113H58V111H57ZM57 113H56V114H57ZM94 113H95V111L93 112V114H94ZM86 116H90L89 113H88V115H87V113L84 115V117H86ZM105 116H106V115H103V118L100 116V117H101L100 119L103 121L102 124H104V125L101 124V120H100L99 123L101 124V126L103 127V129H107V132H108V130H110V129H109V128H110V125L108 124V123H109V122L107 121L108 119H107ZM91 117H93V116L91 115ZM104 117H105L107 120H106ZM88 118H89V117H86L87 120H88ZM94 118H95V115H94ZM98 118H99V117H98ZM82 119H84L83 122H86V119H85V118H82ZM90 119H92V118H90ZM88 121H89V120H88ZM88 121L86 122V127L90 126L89 123L92 122V121H89V122H88ZM97 121H98V120H97ZM105 121H107L108 123L105 122ZM94 122H96V121H93V122H92V123L95 125L96 129L94 128V125H92V123H91V125H92V126H91V127H92L91 129H93L94 132H95V130H98L97 126L99 127L100 124L98 123V125H96V123H94ZM150 123H153L154 125H152V126H147V124L150 125ZM87 124H88V125H87ZM102 127H99V128H102ZM84 128H85V127H84ZM111 128H112V127H111ZM144 128H143V129H144ZM88 129H90V127H89V128H85L86 131H90V130H91V129H90V130H88ZM93 130H92V131H93ZM92 131H91V132H92ZM99 131H100V129H99ZM105 131H106V130H104V132H105ZM94 132H93L92 134H93L94 137H95L96 133L94 134ZM96 132H97V131H96ZM111 132H112V131H111ZM111 132H110V131L108 132V135H109V136H110ZM182 132H181V133H182ZM98 133H99V132H98ZM101 133H102V130H101ZM101 133H99V137L96 135V137H98V138H96V139H97V140L99 139V140H100V143H104V142L111 141V140H112L111 138L114 136V133H113V134H112L113 136H112V135L110 136L111 138H107V134H106V132H105V136H106V137L104 138V136H102L103 133H102V134H101ZM86 134H88V133H86ZM89 134H90V132H89ZM160 134H162L163 137H162L161 139H163V140L165 141V143H164L163 141H161V139H159V138L161 137ZM187 135H190V134H187ZM86 136L88 137V135H86ZM91 137L93 138L92 135H91ZM91 137L89 138L90 141L92 140ZM158 139H159V140H158ZM101 140H102V142H101ZM113 141H114V138H113ZM142 142H141V143H142ZM156 142H155V143H156ZM94 143H96V142H94ZM94 143H93L92 141H91V143H90V142H89V143H88V142L85 143L84 147H86V148L88 149L89 152L84 153L85 155H83V158H84V156H86V157H88V156L91 157V160H90V161L93 163V166L98 167V170L95 171V178H96L97 180H101V178H102V180H110L108 174H110L112 170L109 169L110 166L108 167V165H109V162L111 163L110 159H111L112 154H113L112 151H114V150H111V149H110V148H111L110 145H109V149H108V148H105V147H101V148H99L100 146L97 145V144H96V145L99 146V147H95L96 145L94 146ZM141 143H140V144H141ZM143 143H142V144H143ZM155 143H153L152 148H154L153 146H154ZM92 144H93V145H92ZM98 144H99V143H98ZM106 144H107V143H106ZM106 144H105V146H106ZM108 144H109V143H108ZM111 144H113V143L111 142ZM145 145H144V146H145ZM157 145H158V144H157ZM141 146H142V145H141ZM106 147H108V145H107ZM145 147H146V146H145ZM145 147H144V148H145ZM171 147H172V150H171ZM142 148H143V146H142ZM144 148H143V149H144ZM149 148L151 149V146H150ZM157 148H158V147H157ZM87 149H86V150H87ZM112 149H113V147H112ZM147 149H148V148H147ZM110 150H111V151H110ZM148 150H149V149H148ZM153 150H154V152H153V153H150L149 155H151V156L153 155V157H154V155H159L158 153H160V152H157L156 149H153ZM242 150L244 151V149H242ZM242 150H241V151H242ZM145 151H146V150H145ZM158 151H159V149H158ZM171 151H172V152H171ZM241 151H239V152H241ZM111 152H112V154H111ZM147 152H149V151H147ZM147 152H146V154H145V153H144V154L147 155V154H148ZM151 152H152V150H151ZM178 152H179V151H178ZM178 152H177V153L174 152V154H178ZM245 152H246V151H245ZM174 154H171V156H172V155L174 156ZM246 154H247V152H246ZM235 155H238V153L235 154ZM247 155H249V154H247ZM175 156H176V155H175ZM175 156H174V157H175ZM238 156H239V155H238ZM238 156H237V157H238ZM89 157H88V158H89ZM209 157H210V156H205L204 159H209ZM239 158H241V157H239ZM242 158H244V157H242ZM246 158H247V157H246ZM246 158H245V159H246ZM92 163H91V164H92ZM194 165H195V164H194ZM194 165H193V166H194ZM195 166H196V165H195ZM230 166H231V165H230ZM238 167H239V166H238ZM238 167H235V168H238ZM240 167H242V166H240ZM240 167H239V168H240ZM101 168H102V170H101ZM110 168H111V167H110ZM209 168H210V167H209ZM230 168H233V167H230ZM230 168H229V167H228V168H227V167H226V168H223V166H221L219 163H217L215 167L212 166V168L209 169L210 171H211V170H212V171H211V173H209L211 176L209 175L210 177H208V180H209V178H211L212 181H211V182L209 181V182L212 183V185H213V184H214V185H213V186H212L211 184L209 185V182L207 181V182H208V183H207V186L209 185V186H212L213 188H214V187H217V189L220 190L221 193L224 192V191H223V186H222V185H223V183H225V180L227 181L226 177H227V178L231 177L230 174H231V170H232V169H230ZM107 169H108L110 172H108ZM195 169H197V168L195 167ZM243 169H244V168H243ZM245 169H246V168H245ZM207 170H208V169H207ZM235 170H236V172H234V173H237V170H239V169H235ZM235 170H232V172L235 171ZM210 171H209V172H210ZM240 171H242V170H240ZM240 171H239V173H238L239 175H240V173H242V172H240ZM207 172H208V171H207ZM190 173H191V172H190ZM192 173H193V172H192ZM192 173H191V174H192ZM243 173H244V172H243ZM243 173H242V174H243ZM185 174H186V173H185ZM232 174H233V173H232ZM106 175H108V176H106ZM183 175H184V174H183ZM192 175H193V174H192ZM192 175H191V176H192ZM228 175H229V176H228ZM184 176H185V175H184ZM232 176H234V174H233ZM237 176H238V175H237ZM240 176H241V175H240ZM244 176H245V173L243 174V176H241V177H242V180H244V182H243L241 179H240V180H241L242 182H240V181L238 182L239 179H237L238 177H236V175H235L236 180H237V182H238V183H236V185L234 184V185H235V188H236V190H237V191H235L236 194H238L239 192H241V195H245V196H246L247 193H250V191H251L250 194H252V195H249V194H248L249 196H248V197L246 196V197L249 198V200H250L251 198H254V199H252V203L254 202L253 200H255L256 197L260 198V197L262 196V198H263V197H264V196H263L264 194L261 195V192L264 191V190H263L262 188H261L262 190H261V189L256 190V189H257V188H256L255 190H253V192H254V191H255V192L259 191V192H258V194L255 193L256 195H254V193L252 192V190H250V187H252L253 182H252V184H250L251 186H249V183H247V182H249V181H247V180H249V178H247L248 176H245L247 180H246V179H243ZM106 177H107V178H106ZM192 177H193V176H192ZM241 177H240V178H241ZM245 177H244V178H245ZM103 178H106V179H103ZM108 178H109V179H108ZM180 178H181V177H180ZM182 178H183V176H182ZM182 178H181V179H182ZM190 179H191V178H190ZM192 179H193V178H192ZM196 179H197V178H196ZM199 179H200V178H199ZM199 179H198V180H199ZM194 180H195V179H194ZM245 180H246L247 182H246ZM251 181H252V180H251ZM101 182H102V181H101ZM103 182L106 183V181H103ZM108 182H109V184H111L110 181H107V183H108ZM187 182L189 183V182H191V181H189L188 178H187ZM194 182H195V181H194ZM234 182H236V181H234ZM234 182H233V183H234ZM245 182H246V183H245ZM107 183H106V184H107ZM192 183H193V182H192ZM200 183H201V181H200ZM226 183H227V182H226ZM109 184H107V186H109ZM193 184H194V183H193ZM198 184H199V183H198ZM101 185H102V184H101ZM196 185H197V183H196ZM102 186L104 187V185H102ZM192 186H193V185H192ZM194 186H195V185H194ZM209 186H208V187H209ZM224 186H225V185H224ZM212 187H211V188H212ZM259 188H260V187H259ZM209 189H210V188H209ZM226 189H227V188H226ZM252 189H254V188H252ZM218 190H217V191H218ZM227 192H228L229 195H230L229 197H231L230 202H231V200H232V205H230V206H233V207L237 208V207H238V203H239L240 200H239V201L236 200V198L231 194V191L229 192V190H227ZM233 194H234V193H233ZM239 194H240V193H239ZM218 195H219V193H218ZM221 195H222V194H221ZM224 195H225V193H224ZM260 195H261V196H260ZM182 196H183V195H182ZM245 196H244V198L247 200V198H246ZM250 196H253V197L250 198ZM254 196H255V197H254ZM219 197H220V196H219ZM236 197H237V196H236ZM239 197H240V196H239ZM241 197H242V196H241ZM237 198H238V197H237ZM244 198H242V200H241L242 202H244V201H243ZM262 198H261V199H257V200H259V201H258L259 203H258L257 200H256V204H255V205L260 204V203H261L260 200H262ZM217 199H218V197H217ZM219 199H220V198H219ZM219 199H218V200H219ZM238 199H239V198H238ZM184 200H186V198L183 199V197H182V201H184ZM218 200H217V201H218ZM220 200H221V199H220ZM249 200H248V201H249ZM217 201H216V202H217ZM226 201H227V200H226ZM221 202H222V201H221ZM221 202H218V204L216 203V204H214L213 206L216 205L217 207H220V203H221ZM226 203H227V202H226ZM250 203H251V201H250ZM252 203H251V204H252ZM254 203H255V202H254ZM254 203H253V205H254ZM181 204H183V202H182ZM223 204H224V203H223ZM228 204H229V203H228ZM186 205H187V203H186ZM239 205H240V204H239ZM183 206H184V205H183ZM216 206L213 207V209L215 208V211H216V213H217V212H219V210H218V208L216 209ZM225 206L227 207V209H226ZM244 206H245V205H243V207H244ZM223 207H224L227 211L230 209V207L228 208L227 205H224ZM246 207H247V206H246ZM186 208H188V205H187ZM220 208H221V209H220ZM220 208H219V209L222 210L221 212H223V210H225L224 208L222 209V206H221ZM231 208H232V207H231ZM240 208L242 209V207H240ZM198 209H201V208H198ZM198 209H196V211L193 212V213H191V214H193V215L196 216V215H197L196 212H197ZM202 209H203V208H202ZM188 210H189V209H188ZM205 210H206V208H205ZM217 210H218V211H217ZM232 210H233V209H232ZM232 210H231V211H232ZM234 210H235V209H234ZM236 210H237V209H236ZM239 210H240V209H239ZM186 211H187V210H186ZM200 211H201V210H198V214H199V215L201 214V213H199ZM202 211H203V210H202ZM202 211H201V212H202ZM227 211H226V212H227ZM229 211H230V210H229ZM229 211H228V213H229ZM231 211H230V212H231ZM191 212H192V211H191ZM221 212H220V213H221ZM226 212H224V213H226ZM233 212H234V211H233ZM235 212H236V211H235ZM194 213H195V214H194ZM204 213H205V211H204ZM204 213H203V216H202V215H200V216L203 217V219L207 217L206 219L208 220V216H205V215H207V214L204 215ZM220 213L217 214V217L220 215ZM224 213H221L220 218H219V219L216 218V219H217L219 222L222 221V219H223L224 222H222V223H226V222H227V224H225V226H222L223 224H222L221 222H220V223H221L222 225H221V224H218L219 222H216V220H213V221L216 222V223H214L213 221L210 220L211 217H210L209 220H210L211 222H213V223H210V221H209V222H207V224H214L215 229H216L217 226H218V229H220V226H219V225H221L222 230H224L225 227H227L228 229L232 230V229H235V228H232L233 226H234V227H235V226L238 227V224L235 225V223H239V225H240V223L243 224V223L246 222L245 220H247L248 222H246V223H247V225H248V223H250L249 220H252V218L249 219V218L247 217L248 215H247L246 217H242V216H245V215H242V216H241L242 218L240 217L239 219H236V217H235V219H233V218L231 219V218H229L228 216H225ZM191 214L189 213V216H190ZM222 214L225 216V217H224L225 219L222 217ZM236 214H237V213H236ZM187 215H188V214H187ZM199 215H198V216H199ZM212 215H213V214H212ZM212 215H211V216H212ZM230 215H231V214H230ZM191 216H192V215H191ZM195 216H192V218H195V220H196L198 216H197V217H195ZM200 216H199V217H200ZM233 216H234V213H233ZM201 217H200V218H201ZM215 217H216V216H214V218H215ZM226 217H227V218H226ZM212 218H213V217H212ZM214 218H213V219H214ZM198 219H199V218H198ZM226 219H227V220H226ZM186 220H187V219H186ZM193 220H194V219H193ZM199 220H200V219H199ZM225 220H226V222H225ZM253 220H255V218H253ZM236 221H237V222H236ZM195 222H196V224H198V225L200 224V221H199V223H197V221H195ZM195 222H194V223L192 222V224H195ZM251 222H252V221H251ZM187 223H188V222H187ZM190 224H191V223H190ZM190 224H187V225H188V228H191V227H192V226L189 227ZM196 224L194 225L195 227H196ZM204 224H205V222H204ZM204 224H202V225L200 224L199 226L201 227V226H203ZM215 224H216L217 226H216ZM253 224L255 225L256 222L254 223V221H253ZM251 225H252V224H251ZM208 226H212V225H208ZM208 226H207V227H208ZM243 226H244V225H243ZM200 227H199V228H200ZM204 227H206V224L204 225ZM241 227H242V226H241ZM245 227H246V226H245ZM193 228H194V227H192V230L190 229L191 231L189 232V234L191 233V235H193V234H194L193 232H196V233H198V234H196V235H198V236H196V237H198V238L201 237L202 235L200 236V230H199V232L196 230V229L198 228V226H197L196 229L194 228L196 231H194ZM201 228H202V227H201ZM209 228H210V227H209ZM209 228H208L207 230H210ZM231 228H232V229H231ZM185 229H186V228H185ZM211 229H213V230H210V232L208 233V236H209L210 238H211V236L213 235V234L210 235V234H211V231H214V228H213V227H212ZM218 229H217V231L219 232ZM248 229H249V228H248ZM251 229H252V228H251ZM188 230H189V229H188ZM201 230H202V229H201ZM203 230H206V228L203 229ZM222 230H221V231H222ZM230 230H229V231H230ZM185 231H186V230H185ZM215 231H216V230H215ZM217 231H216V232H217ZM225 231H226V230H224V232H225ZM256 231H257V230H256ZM186 232H187V231H186ZM186 232H184V233H186ZM224 232H223V233H224ZM227 232H228V230H227ZM192 233H193V234H192ZM205 233H206V231H203V235H204ZM212 233H214V232H212ZM221 233H222V232H221ZM218 234H220V233H218ZM185 235H186V234H185ZM187 235H188V233H187ZM187 235H186V236H187ZM205 235H206V234H205ZM205 235H204V237H205ZM215 235H216V233L214 234V236H215ZM194 236H195V235H194ZM192 237H193V236H192ZM207 238H208V237H206V239H207ZM210 238H209V239H210ZM214 238H216V239H215L216 242L219 241V239H218L217 236L214 237ZM193 239H195V238H193ZM201 239H202V238H201ZM209 239H207V240L203 239V241H204V240H205V241H208ZM212 240H213V236H212ZM215 240H214V241H215ZM195 241H196V240H195ZM198 241L200 242V241H202V240L198 239ZM198 241H196V242H198ZM205 243H206V242H205ZM246 249L249 250V248H246ZM246 253H247V252H246ZM258 255H260V254H258ZM258 255L256 254L255 257H257ZM261 255H262V254H261ZM260 257L263 258L264 256H260ZM260 257H258V258L260 259ZM258 258H257V259H258ZM262 258H261V259H262ZM257 259H256V260H257ZM259 259H258V260H259ZM261 259H260V260H261ZM260 260H259V261H260ZM224 261H225V260H224ZM259 261H256V262H257L258 264H260V262L264 261V259H262L260 262H259ZM229 262H230V261H229ZM231 262H232V261H231ZM224 263H225V262H224ZM261 264H262V263H261Z\"/></svg>",
	"mask_w": 264,
	"mask_h": 264
}]
</instances>
